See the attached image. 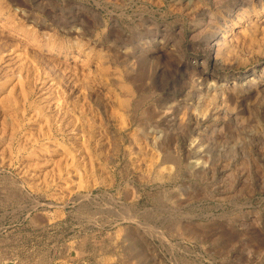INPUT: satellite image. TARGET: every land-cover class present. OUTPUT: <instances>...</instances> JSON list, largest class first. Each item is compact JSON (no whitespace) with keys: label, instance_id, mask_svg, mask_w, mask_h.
Listing matches in <instances>:
<instances>
[{"label":"rangeland","instance_id":"374dc122","mask_svg":"<svg viewBox=\"0 0 264 264\" xmlns=\"http://www.w3.org/2000/svg\"><path fill=\"white\" fill-rule=\"evenodd\" d=\"M0 264H264V0H0Z\"/></svg>","mask_w":264,"mask_h":264},{"label":"bare ground","instance_id":"6f19581e","mask_svg":"<svg viewBox=\"0 0 264 264\" xmlns=\"http://www.w3.org/2000/svg\"><path fill=\"white\" fill-rule=\"evenodd\" d=\"M243 31H244V29L240 28V29L237 30V34L238 33H242Z\"/></svg>","mask_w":264,"mask_h":264}]
</instances>
